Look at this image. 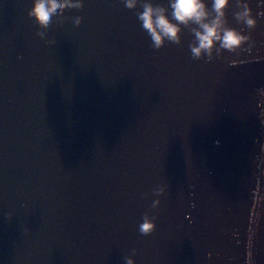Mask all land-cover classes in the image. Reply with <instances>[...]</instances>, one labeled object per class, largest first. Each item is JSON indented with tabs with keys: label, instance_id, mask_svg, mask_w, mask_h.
<instances>
[{
	"label": "water",
	"instance_id": "95a60500",
	"mask_svg": "<svg viewBox=\"0 0 264 264\" xmlns=\"http://www.w3.org/2000/svg\"><path fill=\"white\" fill-rule=\"evenodd\" d=\"M31 2L0 0V264H264V0L250 32L230 0L253 46L208 62L123 0L41 39Z\"/></svg>",
	"mask_w": 264,
	"mask_h": 264
},
{
	"label": "clouds",
	"instance_id": "9594fccd",
	"mask_svg": "<svg viewBox=\"0 0 264 264\" xmlns=\"http://www.w3.org/2000/svg\"><path fill=\"white\" fill-rule=\"evenodd\" d=\"M123 3L129 10H135L137 7L142 9L137 12V19L151 38V47L156 50L162 48L166 42L180 45L184 29L193 36L188 44L193 60L206 57L205 62H208L214 58V54L218 57L224 51L239 56L240 52L245 50V44H248L250 50L254 43L250 35L243 34L242 29L229 25L227 10L230 0H210V7L207 0H167V6L154 4L152 0H123ZM82 7L80 0H32L26 15L40 29L35 35L43 39L46 35L44 30L69 19L63 15L66 9ZM232 16L237 24L246 27L249 32L257 25L251 7L243 0H233ZM257 16H264V12H258ZM72 19L75 26L82 22L79 16ZM256 92L260 97H264V89H257ZM261 104H264V99L260 100L257 106ZM164 191L165 186H159L153 190V195L159 196ZM159 204L158 199L154 200L151 208L155 209ZM155 219V216L144 214L143 222L139 225L141 235H150L155 230ZM131 252L134 256L136 249ZM123 259L125 264H134L131 256H125Z\"/></svg>",
	"mask_w": 264,
	"mask_h": 264
}]
</instances>
